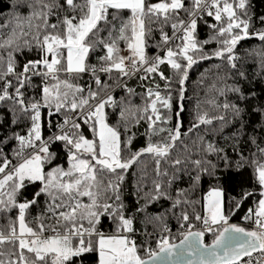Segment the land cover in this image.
Listing matches in <instances>:
<instances>
[{"label": "trees", "instance_id": "1", "mask_svg": "<svg viewBox=\"0 0 264 264\" xmlns=\"http://www.w3.org/2000/svg\"><path fill=\"white\" fill-rule=\"evenodd\" d=\"M174 1L177 7H172ZM157 3L169 8L156 11L152 6ZM198 4L143 0L146 58L161 47L170 25L185 21ZM88 12V0H0V175L3 163L19 161L55 130L72 106L87 98L93 102L122 81L116 70L133 36L132 12L126 7L102 10L86 35L84 71L99 63L113 68L93 82L88 94L84 71L64 74L63 46L52 67L43 63L45 40L65 39L67 23L78 24ZM191 37L192 47L184 39L174 43L155 68L129 80L114 92L113 105H105L106 123L119 137L120 165L95 169L91 212L68 214L74 198H85L45 191L39 180L3 183L1 233L21 231V223L31 232L94 225L105 233H121L127 225L142 260L149 255L147 246L155 252L163 245L155 233L166 226L175 232L200 226L204 196L211 188L222 191L225 219L236 222L257 213L262 189L257 170L264 168V0H220L194 22ZM30 69L60 74L51 79L8 74ZM158 96L166 103L153 112L150 106ZM92 128L93 114L72 127L69 142H54L41 159L43 171L65 167L76 132L90 138ZM182 232L169 235L165 243L177 241ZM218 233H204V242L211 243ZM66 241L74 252L64 264H97V238ZM22 262L58 264L52 254L40 257L35 247L19 240H1L0 264Z\"/></svg>", "mask_w": 264, "mask_h": 264}, {"label": "rangeland", "instance_id": "2", "mask_svg": "<svg viewBox=\"0 0 264 264\" xmlns=\"http://www.w3.org/2000/svg\"><path fill=\"white\" fill-rule=\"evenodd\" d=\"M69 3L72 0H67ZM89 12L87 17L74 26L72 23H67L65 39L56 37L45 40V59L43 63L52 67L55 62V52L61 46L65 49L66 71L71 73H79L84 71L85 59L87 54V46L84 43L88 32L96 25L101 17V10L104 5L113 7H127L131 9L133 17V36L132 43L136 45L143 42L141 35L142 20L141 8L143 0H88ZM178 2L174 1L172 7H177ZM154 10L164 11L169 8L164 3H157L152 6ZM227 16L232 15L231 9L227 12ZM194 24L191 29L184 35V40L193 46V39L191 37ZM229 25L227 29H230ZM134 35H139L134 39ZM192 43V46L190 44ZM185 46V47H186ZM186 47V48H187ZM128 50L122 52V57L125 56ZM123 59V58H122ZM166 100L163 97H156L150 108L154 112L158 107L163 106ZM105 104L101 103L93 113L95 122V130L92 128V135L90 138L81 136V133L76 132L75 140L71 142L72 152L68 155V162L65 167L55 166L48 171H43V160L33 156L23 161L15 170L12 178L9 181L4 180L0 182V189L15 184L19 186L25 180H39L43 185L45 191L56 190L63 191L67 194L76 193L81 198H74V205L69 209L68 214L73 211H88L94 202V193L96 191L95 169L100 167H114L120 165L119 159V137L117 132L111 128L105 120ZM33 131L38 132L36 128ZM39 135V133H38ZM10 177V176H9ZM257 179L261 185V199L258 206L257 214L262 219V228H264V168L257 170ZM7 181V182H6ZM95 182V183H94ZM6 185V186H5ZM222 191L219 188H211L204 196V210L212 219H224L222 206ZM21 223V222H20ZM22 224V223H21ZM20 224V232L25 231L23 225ZM22 228L24 230H22ZM128 226L122 233L103 235L97 238V264H139L140 257L137 249L131 244V247L126 245V233ZM37 252L51 253L57 260L58 264H64L65 260L69 258L74 250L69 242L66 240L56 239L49 240L43 244L35 246ZM26 264V263H19Z\"/></svg>", "mask_w": 264, "mask_h": 264}, {"label": "built area", "instance_id": "3", "mask_svg": "<svg viewBox=\"0 0 264 264\" xmlns=\"http://www.w3.org/2000/svg\"><path fill=\"white\" fill-rule=\"evenodd\" d=\"M220 0H199V4L194 10V12L181 23H172L170 25V32L161 37L162 45L161 47L149 58L145 57V50L143 43L136 45L133 43L119 66L116 70L122 77V81L118 83L114 88L106 92L100 98L93 102H89L88 98L80 105H74L70 108L69 115L58 121L56 123L55 130L42 139L37 145H35L30 151H28L19 161L17 162H5L2 165V173L0 179L7 176H12L16 168L25 160L30 157L36 156L43 159L47 156L49 148L51 145L58 140L70 141V135L72 127L78 123L80 120L87 116H91L99 104L104 103L107 107L113 105L114 92L120 88H125V84L136 77H143L146 70L153 69L157 66L161 53L170 49L172 45L182 39H184L185 33L191 29L194 22L202 17L203 15L209 13L214 6ZM134 16L132 15V18ZM113 72V68L105 64H93L84 71V89L87 94L92 88V84L95 80H99L103 75H107ZM17 74L24 78H31L34 75L40 74L45 79L55 78L60 74V71L56 69H49L46 71H35L22 70L19 72H8V74ZM67 77L71 76V72H64ZM231 226L236 229H242L252 234H255L260 241L259 248L255 250L251 255L242 259L236 264H264V228H262V219L257 213L247 216L241 221H229L227 219H212L208 214L202 217L201 224L196 229H189L184 232L182 231H172L169 226H166L162 231L157 232L158 242L160 244L165 243L169 235L180 234L183 235L189 231H200L207 234H216L222 229ZM122 233V232H121ZM117 234V233H105L101 229L94 225L91 226H81V225H70L66 227L52 226L51 228L44 230L42 232H20L11 229L7 233L0 232L1 240H19L27 248H34L37 244H43L49 240H70V239H84V238H98L103 235ZM126 245L131 247L133 243L132 232H127L126 234ZM138 235V234H137ZM167 244V243H165ZM146 252L150 255L154 251L151 246L146 247Z\"/></svg>", "mask_w": 264, "mask_h": 264}, {"label": "water", "instance_id": "4", "mask_svg": "<svg viewBox=\"0 0 264 264\" xmlns=\"http://www.w3.org/2000/svg\"><path fill=\"white\" fill-rule=\"evenodd\" d=\"M259 238L228 226L206 244L204 233L189 231L173 243L162 245L139 264H236L259 248Z\"/></svg>", "mask_w": 264, "mask_h": 264}, {"label": "crops", "instance_id": "5", "mask_svg": "<svg viewBox=\"0 0 264 264\" xmlns=\"http://www.w3.org/2000/svg\"><path fill=\"white\" fill-rule=\"evenodd\" d=\"M107 7H113V6H108V5H104L103 7H102V10H104L105 8H107ZM127 8V7H126ZM102 10H101V13H102ZM131 10V9H130ZM79 24V23H78ZM77 25V24H76ZM76 25H74V26H76ZM141 35H142V32H141ZM139 35H137V36H135L134 35V39H136L137 37H138ZM136 37V38H135ZM138 39V38H137ZM137 39H136V41H137ZM139 40V39H138ZM140 44V43H139ZM139 44H137V45H139ZM258 212V211H257ZM206 214H208L207 212H205ZM209 215V214H208ZM36 251H37V249H36ZM38 253V252H37ZM45 254H51V253H41V254H39L38 253V255L41 257V256H44Z\"/></svg>", "mask_w": 264, "mask_h": 264}]
</instances>
